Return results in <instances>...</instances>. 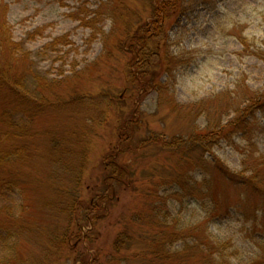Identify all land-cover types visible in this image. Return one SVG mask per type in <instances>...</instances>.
<instances>
[{"label": "rangeland", "instance_id": "obj_1", "mask_svg": "<svg viewBox=\"0 0 264 264\" xmlns=\"http://www.w3.org/2000/svg\"><path fill=\"white\" fill-rule=\"evenodd\" d=\"M0 1L13 40L47 81L37 96L47 102L25 120L36 132L27 139L23 198L0 188V264H197L189 246L209 233L215 245L227 242L230 262L264 264V198L220 171L242 168L247 142L221 139L206 151L189 141L208 117L231 120L251 91L264 94V63L254 55L264 0ZM165 12L140 54V75L130 43ZM261 115L254 142L264 154ZM53 145L72 150L82 199L107 195L93 222L80 224L83 240L60 251L48 249L50 229L66 224L56 214L59 194L46 185ZM62 175L65 183L75 177ZM172 220L180 233L169 244ZM8 230L19 232L17 250ZM163 243L179 256L160 259Z\"/></svg>", "mask_w": 264, "mask_h": 264}, {"label": "trees", "instance_id": "obj_2", "mask_svg": "<svg viewBox=\"0 0 264 264\" xmlns=\"http://www.w3.org/2000/svg\"><path fill=\"white\" fill-rule=\"evenodd\" d=\"M173 1L172 6L175 7V0ZM7 13L8 5L0 1V188L4 186L8 189L9 187L8 190H11L13 195L16 194L22 199L25 185L21 175L24 174L23 167L27 155L31 152L27 146V139L30 134L36 132L33 123L30 121L27 124L25 120L33 119L34 116L32 115H35L40 107H43L47 102L37 97L41 91L43 92V85L47 81L44 80L43 82L40 72L34 65H31L29 53L22 46V43L13 40ZM167 18L168 14L165 12L161 20L150 21L147 25L152 27L146 28L147 30L144 26H139V29L144 28V31L133 37L130 48L134 53V58L138 57L137 54L139 55L138 60H136L139 74L140 69H145L143 66L147 65L146 59L140 54L144 52L149 39L154 38V35L160 31L161 25ZM157 30L158 32L155 33ZM244 39L241 38L243 51L247 48ZM262 43L261 47L255 49L254 55L264 63V41ZM29 75L32 76L34 84L31 89L26 85ZM49 82L53 84V81ZM49 87L53 88L54 86L49 85ZM30 99L33 102L28 105L27 109L25 102L28 103ZM234 110L231 120L224 121L219 116L217 121L214 122L208 117L211 122L207 120L208 123L203 128L204 131L202 133L195 131L189 141L206 151H209L221 139L227 140L229 144H234L236 138L246 141L247 145L243 147L242 151L246 155V158L242 161V168L234 172H231L228 168L220 171L228 181L236 183L243 189L246 188L245 191L250 195L264 198V154L255 149L256 142H254L256 136L263 133V124H260L261 119H259L258 113L262 114L261 116L264 119V94L259 91H251L250 96L245 99L243 107H236ZM57 146L53 145L49 149L53 156H57V161L53 162L56 167L49 172L46 185L50 190H54L57 195L59 194L56 214L62 216L66 224L50 229L48 249L51 251L66 249L69 246L70 239L73 238L74 241H82L80 224L82 221L89 224L93 222L95 218L94 211L101 210L103 204L100 203L107 198L105 192V194H96L97 200L94 202H87V200L82 199L80 191L82 186L81 173L69 161V157L73 155V152L68 146ZM256 152H258L257 155ZM65 156H67V160L59 161ZM79 160L78 162H80ZM249 162H252V164H248ZM62 173H70L72 176L74 174L75 177L72 182L65 183ZM4 219L7 220L6 217ZM169 225L172 237L166 243L173 244L171 240H175V236L180 230L174 220ZM1 228L4 230L5 226ZM20 228L22 230L23 226L21 225ZM209 234L205 236L204 241L198 242L196 240L189 246L190 249H194L191 257L196 260L197 264H241L230 262L228 256L224 254L227 242L218 241L215 245L211 239V233ZM7 236L9 240H13V246L17 245L12 246L11 250H17L19 243L15 244L16 239H13V237H19V232L8 230ZM166 243H163L165 251L163 252L164 256H160V259L169 260L170 253L177 258L180 250H168ZM121 247H123V241L117 240L115 249ZM155 254L157 255L158 252ZM13 259L14 262L11 264L16 263L15 258Z\"/></svg>", "mask_w": 264, "mask_h": 264}]
</instances>
